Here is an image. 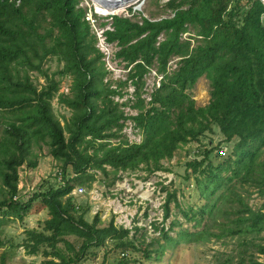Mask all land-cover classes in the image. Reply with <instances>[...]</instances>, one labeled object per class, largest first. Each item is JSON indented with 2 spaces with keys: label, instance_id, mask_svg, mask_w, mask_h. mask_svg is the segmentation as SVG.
I'll use <instances>...</instances> for the list:
<instances>
[{
  "label": "rangeland",
  "instance_id": "obj_1",
  "mask_svg": "<svg viewBox=\"0 0 264 264\" xmlns=\"http://www.w3.org/2000/svg\"><path fill=\"white\" fill-rule=\"evenodd\" d=\"M169 1L145 0L140 9L131 5L125 10L116 11L122 13L114 15L128 17L140 24L144 23V18L161 20L175 14L174 6H168ZM254 2L234 0L233 16L227 18H232L236 25L241 26L244 15ZM82 5L92 7L93 12L96 9L94 0H80L79 6ZM182 5L188 6L185 3ZM93 16L101 23V27L97 25L100 31L103 27L114 30L113 18L108 14L96 13ZM52 18L48 15V22L42 21V24L50 27ZM261 23L264 26V11ZM51 26L54 37L49 36L46 41L52 44L60 34V28L57 24ZM44 30L41 27L40 31ZM198 31L199 28L194 24H188L175 47L177 49L180 44L189 42V50L182 46V52L174 49V53L164 58L161 53H157L143 74L134 71L137 66L135 63L140 60L130 62L120 53L122 46L118 38L113 41L118 42L119 46L110 47L111 55H108V59L111 64L96 40L94 44L102 53L101 61L105 71L104 74L103 69L99 68L96 84L104 83L111 90L109 99L104 102L99 97L97 101L100 107L107 103L106 107L113 111L111 116L115 113L118 123L122 124L104 129V132H111L113 136H106L98 140V143L105 142L106 148L116 145L124 148L146 140L149 137L147 128L137 119L138 114L146 109L150 110L149 116L156 117L159 122L157 129L163 133L173 130L180 120L186 119L189 109L198 112L202 108L221 106L219 100L227 97L228 89L218 93L222 84L214 82V67L211 70L209 66L202 65L199 71L195 70L199 75L188 82L185 89L181 92L176 89V84L178 86V83L186 81L184 70L189 66L185 58L198 45L205 44L204 37ZM165 38L164 33L159 35L156 46L159 47ZM67 53L63 46L57 47L55 54L49 55L43 62L44 70L60 85L58 94L52 98V109L62 125L74 113L58 97L59 93L71 90L76 76L75 63L69 61ZM166 58L164 71L161 67ZM226 61L227 66L229 61L222 60L215 63V67L220 71V66ZM15 64L11 65L12 68H17L23 76L26 68ZM69 65L72 66L68 69ZM237 65L243 68L240 63ZM130 66H133V70L128 72ZM176 74L177 78L174 79ZM29 75L39 90L48 84L49 78L39 71L31 70ZM16 114V109L0 110V145L10 135L9 122L18 123ZM205 123L209 126L208 130L186 143L179 141L183 144L172 155L161 158L160 162L135 163L117 173L113 172L112 165L104 164L106 172L92 164L76 174L73 163L66 164L63 156L56 157L53 154L55 146L49 142V135L44 139L37 138L39 141L33 136L29 153L17 166L18 201L26 203L36 193L61 186L54 175L56 169H59L68 177H73V189L61 197L62 202L72 212L83 214L90 223L96 216H99L101 226H107L113 220L117 230L103 243L89 247L84 253L81 251L83 237L66 232L53 243L49 239L40 241L36 246L38 252L31 253L36 233H44L46 236L53 233V230L45 228V221L52 216L50 209L39 197L22 218L7 208L0 209V233L4 240L0 247V264H45L50 259L58 264H249L252 258L264 263V253L260 252V247L264 246V143L254 144V154L249 157V153H243L240 147H235L240 137L226 140L217 122L206 120ZM66 137H69L67 131ZM190 137L188 135L187 139ZM124 140L129 144L124 146ZM98 146L94 143L88 152L92 153ZM221 147L226 148L225 155L219 153ZM209 148L211 152L204 164L196 171L187 170L186 164L202 159L206 155L204 151ZM80 150L85 152L82 147ZM103 150L99 148V153L102 154ZM35 156L38 164L30 167L28 160ZM234 160L237 161L236 165ZM81 184L87 191L82 196H76L75 188ZM11 195L0 172V199L10 198ZM250 210L263 214L256 228L251 226ZM125 230L129 232L123 235Z\"/></svg>",
  "mask_w": 264,
  "mask_h": 264
},
{
  "label": "trees",
  "instance_id": "obj_2",
  "mask_svg": "<svg viewBox=\"0 0 264 264\" xmlns=\"http://www.w3.org/2000/svg\"><path fill=\"white\" fill-rule=\"evenodd\" d=\"M169 2L168 6H174L175 14L161 20L144 18V23L140 24L128 17L114 15V30L107 31L109 40L118 38L122 46L120 53L130 62L140 60L135 63L138 67L136 66L134 71L143 74V71L148 69L147 64L153 62L157 53H161L164 58L175 50L182 52L180 49L182 46L188 51L189 42L180 44L177 49L175 46L180 35L187 30L188 24H194L199 28L198 34L204 37L205 44L198 45L197 49L185 58L186 65L189 66L184 70L187 74L184 78L186 81L183 84L177 82L180 88L174 81L173 83L181 92L185 86L187 87L188 82L199 75L195 70L199 71L202 65H206L211 70L215 69L212 75L214 82L222 84L218 93L228 89L227 97L219 100L220 107L202 108L198 112L189 109L186 119L180 120L173 130H166L163 133L157 129L159 122L156 117L149 116L150 110L146 109L137 116L149 133L146 140L132 144L124 140V146L129 144L124 148L118 145L106 148L104 147L106 143L103 141L98 143V140L113 136V133H106L104 129L122 124L118 123L115 113L111 116L113 111L106 107L107 103L100 107L97 101L99 97H102L104 102L109 99L111 90L104 83L96 84L99 68L103 69L104 74L105 71L101 61L102 53L94 44L97 36L91 31L89 21L86 19L87 8L79 6L80 0H0V110L16 109L18 118V123L9 122L10 135L0 145V172L4 184L12 192L10 198L0 199V209L7 208L22 218L24 213L32 208L33 201L41 197L52 215L45 221V228L53 230V233L49 236L36 233L34 235L36 242L30 249L31 253L38 252L36 246L40 241L49 239L53 243L65 232L83 237L81 251L84 253L89 247L103 243L117 230L113 220L109 225L101 226L99 216H96L90 223L83 214L72 212L69 206L62 202L61 197L73 189V177H68L65 172L63 174L65 183L58 188L36 193L26 203L18 201L15 197L19 192L17 166L29 153L33 136L37 140L49 135V142L55 146L53 154L56 157L63 156L66 164L73 163L76 174L85 171L92 164L106 172L104 164L112 165L113 172L117 173L120 169H126L135 163L160 162L161 158L172 155L174 150L183 144L179 141L186 143L208 130L206 120L217 122L226 140L240 137L235 147H240L243 153H249V157L254 154L252 153L255 150L254 144L264 143V26L261 23L264 7L261 0H255L248 8L241 26L236 25L232 18H227L233 16L234 0ZM183 3L188 6L185 7ZM48 15L53 17L49 22L50 27L42 24V21L48 22ZM51 24H57L60 28V34L52 44L46 41L47 37H54ZM41 27L45 30L40 31ZM162 33L166 38L157 47L158 37ZM134 39L137 40L132 42ZM62 46L68 52L69 61L75 63L76 71L71 90L58 95L59 101L74 111L65 125H62L52 109V98L58 94L60 85L54 78H50L43 68L44 60L55 54L57 47ZM224 54L228 55L223 56ZM167 59L163 61L161 67L164 71ZM222 60H228L229 64L225 66L227 61L223 63L219 71L215 63ZM14 63L26 68L23 76L17 68H12L11 65ZM72 65H69L68 69ZM31 70L39 71L49 78L48 84L41 90L31 79L29 75ZM177 74L174 79L177 78ZM142 105L144 106L143 102ZM196 123L200 125L194 126ZM66 131L69 132V137H66ZM188 135H191L189 139ZM94 143L99 146L89 153L88 148ZM81 147L85 152L80 150ZM99 148L104 149L102 154L99 153ZM210 152L211 148L206 149L204 151L206 155L202 159L188 162L187 170H198ZM37 159L36 156L29 158L28 165L36 167ZM234 162L236 165L237 161ZM65 168L66 166L63 170ZM250 212L251 226L256 228L263 219V214L251 210ZM128 232L125 230L123 235ZM3 244L4 240L0 233V247ZM260 252L264 253V246L260 247ZM45 264L58 263L50 259L45 261ZM249 264L264 263L252 258Z\"/></svg>",
  "mask_w": 264,
  "mask_h": 264
},
{
  "label": "built area",
  "instance_id": "obj_3",
  "mask_svg": "<svg viewBox=\"0 0 264 264\" xmlns=\"http://www.w3.org/2000/svg\"><path fill=\"white\" fill-rule=\"evenodd\" d=\"M261 3L264 6V0H261ZM96 13H100V12H98L97 8L94 9V12H93L92 7L91 8L88 7L87 15H86L87 18L86 19L89 21V24H90L92 32L97 36L98 47L107 56V61L110 63V61L108 59V55H111V48L110 47H114L115 48L118 45V42L114 43V41H110L109 40L108 34H107V30H108L107 27H103L102 31H100L98 29L97 25L99 24V27H101L100 26L101 23L98 22L96 16L95 17L93 16ZM119 13H122V12H119ZM119 13H115V14H119ZM100 14H102V13H100ZM113 15H114V13H110L109 17L113 18ZM110 28H112V27H110ZM111 67H112V65H111ZM130 69H131V66H130L128 72L130 71ZM218 151H219L220 154H223V155L226 154V148L225 147L219 148ZM54 175H55V178L57 179V181H59L61 184L65 183V179H64V175H63L62 170L56 169V172H54ZM86 191H87L86 187L82 186V185H78L75 188L76 196H82V195H84L83 193H85ZM15 197L18 198L17 196H15Z\"/></svg>",
  "mask_w": 264,
  "mask_h": 264
},
{
  "label": "bare ground",
  "instance_id": "obj_4",
  "mask_svg": "<svg viewBox=\"0 0 264 264\" xmlns=\"http://www.w3.org/2000/svg\"><path fill=\"white\" fill-rule=\"evenodd\" d=\"M96 3V8L98 12L102 14H109V13H118L116 11H121L127 9V7L131 5H135L136 9H140L144 3L145 0H94ZM104 2H113L117 5H113L112 7L105 6Z\"/></svg>",
  "mask_w": 264,
  "mask_h": 264
},
{
  "label": "water",
  "instance_id": "obj_5",
  "mask_svg": "<svg viewBox=\"0 0 264 264\" xmlns=\"http://www.w3.org/2000/svg\"><path fill=\"white\" fill-rule=\"evenodd\" d=\"M104 4L107 7H112L113 5H117V2L116 3H113V2H104Z\"/></svg>",
  "mask_w": 264,
  "mask_h": 264
},
{
  "label": "clouds",
  "instance_id": "obj_6",
  "mask_svg": "<svg viewBox=\"0 0 264 264\" xmlns=\"http://www.w3.org/2000/svg\"><path fill=\"white\" fill-rule=\"evenodd\" d=\"M83 6V5H82ZM87 9H88V7H86ZM108 15H110V13L108 14Z\"/></svg>",
  "mask_w": 264,
  "mask_h": 264
}]
</instances>
